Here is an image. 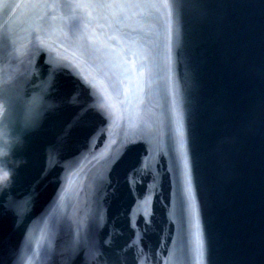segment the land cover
I'll return each mask as SVG.
<instances>
[{
	"label": "water",
	"instance_id": "1",
	"mask_svg": "<svg viewBox=\"0 0 264 264\" xmlns=\"http://www.w3.org/2000/svg\"><path fill=\"white\" fill-rule=\"evenodd\" d=\"M5 125L0 264H264V0H0Z\"/></svg>",
	"mask_w": 264,
	"mask_h": 264
},
{
	"label": "clouds",
	"instance_id": "2",
	"mask_svg": "<svg viewBox=\"0 0 264 264\" xmlns=\"http://www.w3.org/2000/svg\"><path fill=\"white\" fill-rule=\"evenodd\" d=\"M22 135L14 134L8 126H0V190L11 187L16 170L24 163L17 159L15 152L24 147Z\"/></svg>",
	"mask_w": 264,
	"mask_h": 264
},
{
	"label": "snow or ice",
	"instance_id": "3",
	"mask_svg": "<svg viewBox=\"0 0 264 264\" xmlns=\"http://www.w3.org/2000/svg\"><path fill=\"white\" fill-rule=\"evenodd\" d=\"M101 114L104 115V113H101ZM185 168H187V165H185ZM187 180H188L187 173H185L186 185H187ZM187 190H188L189 193L191 192L190 186H188V189Z\"/></svg>",
	"mask_w": 264,
	"mask_h": 264
}]
</instances>
